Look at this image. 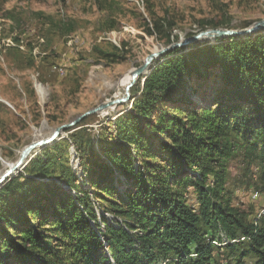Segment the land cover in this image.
Instances as JSON below:
<instances>
[{"label": "trees", "instance_id": "16d2710c", "mask_svg": "<svg viewBox=\"0 0 264 264\" xmlns=\"http://www.w3.org/2000/svg\"><path fill=\"white\" fill-rule=\"evenodd\" d=\"M92 2L108 13L102 31H115L116 0ZM147 12L144 33L169 43L175 25ZM152 67L131 89L114 135L98 148L86 129L69 136L79 175L61 140L0 188V264H207L208 238L221 230L228 248L245 238L253 264H264V214L248 224L226 188L236 159L244 178L264 182V35L175 48ZM213 69L222 96L198 108L194 80ZM117 175L130 188L120 192Z\"/></svg>", "mask_w": 264, "mask_h": 264}, {"label": "rangeland", "instance_id": "374dc122", "mask_svg": "<svg viewBox=\"0 0 264 264\" xmlns=\"http://www.w3.org/2000/svg\"><path fill=\"white\" fill-rule=\"evenodd\" d=\"M147 9L175 25L169 43L144 33L143 24L151 20ZM108 17L92 0H0V175L7 171L5 164L14 165L35 141L48 139L57 128L105 102L123 98L121 80L136 72L149 55L206 30L242 31L264 22V0H116L113 17L117 29L103 32L100 23ZM218 42L196 41L180 48L186 52L190 45ZM101 53L116 54L123 60L110 63ZM219 75L213 69L209 76L194 80L193 102L198 108L212 107L221 98ZM130 104L92 115L88 124L80 123L55 140H67L64 161L68 160L77 175L79 160L69 136L86 129L98 148L99 140L114 135V121ZM40 152L35 150L31 159ZM243 169L239 159L227 164L226 188L233 195L234 206L249 214L248 224L257 227L264 214V182L257 175L253 182L249 175L244 178ZM252 173L256 174L254 169ZM114 182L120 192L130 188L120 175ZM190 204L195 205V200ZM221 231L208 238L207 264H253L248 242L228 248L219 238ZM191 259H196L194 251Z\"/></svg>", "mask_w": 264, "mask_h": 264}, {"label": "water", "instance_id": "95a60500", "mask_svg": "<svg viewBox=\"0 0 264 264\" xmlns=\"http://www.w3.org/2000/svg\"><path fill=\"white\" fill-rule=\"evenodd\" d=\"M263 31H264V22L255 23L252 26H250L249 28L242 30V31H232V30H226V29L206 30V31L198 33L197 35H195L192 38L184 41L183 43H179V44L170 46L169 48H167L161 52L153 53V54L149 55L148 57L145 58L142 66H140L136 70V72H134L132 74L131 81L124 88L125 94H124L123 98L105 102V103L101 104L100 106H98V107H96L90 111L85 112L84 114L80 115L75 120H73L72 122L57 128L54 131V133L48 139L40 140V141L35 142V143L29 145L28 147H26V149L22 153V156L14 164V166L9 168L7 171L4 172L3 175L0 176V188L3 187L11 178H13L15 175H17V173L22 171V169L28 164V162L32 158L31 157L32 153L35 150L42 149V148L52 144L53 142H55V140L58 138V136L60 134L68 133L69 131L74 129L73 127H77L84 119H86L92 115L99 114L100 112L105 111V110L112 111V110L116 109L117 106L130 102L131 101L130 91L134 87V85L136 84V81L140 77L147 76L149 74V72L152 70L153 64L157 60H159L164 54H166V52H168L172 49H175V48L187 46V45L194 43L196 41H205V40H209V39L217 40V39H223V38H236V37H241V36L260 34V33H263Z\"/></svg>", "mask_w": 264, "mask_h": 264}, {"label": "bare ground", "instance_id": "6f19581e", "mask_svg": "<svg viewBox=\"0 0 264 264\" xmlns=\"http://www.w3.org/2000/svg\"><path fill=\"white\" fill-rule=\"evenodd\" d=\"M134 72H132V73H130V74H128V75H126L122 80H121V82H120V84H119V86H120V88L121 87H123V89L126 87V85L131 81V76H132V74H133ZM47 133H49V132H47ZM52 134V133H51ZM43 136V135H42ZM48 137V136H47ZM47 139V138H46ZM36 142V141H35ZM22 154V153H21ZM20 154V155H21ZM20 159V158H19ZM18 159V160H19ZM17 160V161H18ZM2 162V161H1ZM4 162V161H3ZM3 164V163H2ZM2 166V165H1ZM12 166H14L13 164H5V167L7 168V170L9 169V168H11ZM2 175V174H1ZM0 175V176H1ZM263 198H264V191H263ZM243 240H245V238H241L240 239V241H243ZM233 243H235L236 241H232Z\"/></svg>", "mask_w": 264, "mask_h": 264}]
</instances>
